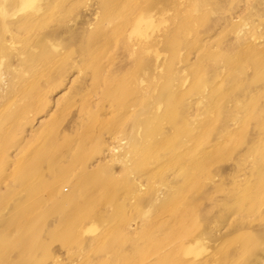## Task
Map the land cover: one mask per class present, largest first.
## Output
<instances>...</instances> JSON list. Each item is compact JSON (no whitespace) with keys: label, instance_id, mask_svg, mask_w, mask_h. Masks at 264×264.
Wrapping results in <instances>:
<instances>
[{"label":"rangeland","instance_id":"rangeland-1","mask_svg":"<svg viewBox=\"0 0 264 264\" xmlns=\"http://www.w3.org/2000/svg\"><path fill=\"white\" fill-rule=\"evenodd\" d=\"M261 174L264 0H0V264H264Z\"/></svg>","mask_w":264,"mask_h":264},{"label":"bare ground","instance_id":"bare-ground-1","mask_svg":"<svg viewBox=\"0 0 264 264\" xmlns=\"http://www.w3.org/2000/svg\"><path fill=\"white\" fill-rule=\"evenodd\" d=\"M26 3H28V2H26ZM102 3H103V5H107L108 0H102ZM139 22H146V21H144L143 19H139ZM44 164H47V166H48V165H52V162L37 160L34 162V165L32 166V168H30V170L26 171L25 173L28 174L33 169H40V167L43 166ZM261 175L262 176L260 177V179H258V182H257V188L260 192L264 191V174H261ZM262 197L263 196L253 197L252 204L255 205L259 200H262Z\"/></svg>","mask_w":264,"mask_h":264}]
</instances>
